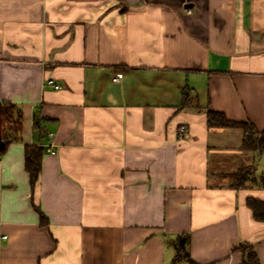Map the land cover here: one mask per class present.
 I'll use <instances>...</instances> for the list:
<instances>
[{"label": "crops", "instance_id": "1", "mask_svg": "<svg viewBox=\"0 0 264 264\" xmlns=\"http://www.w3.org/2000/svg\"><path fill=\"white\" fill-rule=\"evenodd\" d=\"M1 101L22 127L0 153V264H190L179 235L197 264L243 243L264 264L246 203L264 187L232 186L264 150L205 113L264 128V0H0Z\"/></svg>", "mask_w": 264, "mask_h": 264}, {"label": "trees", "instance_id": "2", "mask_svg": "<svg viewBox=\"0 0 264 264\" xmlns=\"http://www.w3.org/2000/svg\"><path fill=\"white\" fill-rule=\"evenodd\" d=\"M189 105V97L187 92L182 91L181 106ZM206 120L209 127H239L243 130V140L241 147L244 150L262 151L264 150V128L258 130L251 122L232 121L225 117L222 112L206 109ZM21 111L11 102H0V140L3 142V147L0 149L2 153L6 147L14 140L20 137L21 132ZM43 148L34 144H26L24 146V169L29 176V183L33 188L38 179L41 170V156ZM244 167L234 173L232 186L239 187L243 185L244 181L251 177L252 181L259 182L264 187V173L258 176L253 175L254 169ZM248 207L252 211L254 219L264 221V200L248 197L246 200ZM40 222H45V216L39 210ZM185 235H179L176 238L175 247L176 254L172 262H177L180 259H187L190 264L195 263L189 256L185 248ZM237 248L242 251V258L239 264H260L257 253L252 245L247 243L240 244Z\"/></svg>", "mask_w": 264, "mask_h": 264}, {"label": "built area", "instance_id": "3", "mask_svg": "<svg viewBox=\"0 0 264 264\" xmlns=\"http://www.w3.org/2000/svg\"><path fill=\"white\" fill-rule=\"evenodd\" d=\"M119 76H120V73H117V75L113 78V80H117ZM46 83L48 85H50L51 87H53L54 89H56V90L61 89V87H62L61 84L56 83L54 81V79H52V78H47ZM184 130H185V125H183V124L180 125V127L178 128V136H179V138L183 137ZM50 152L54 153L55 151L54 150H50ZM2 239H7V235H5V234L0 235V243H1Z\"/></svg>", "mask_w": 264, "mask_h": 264}, {"label": "rangeland", "instance_id": "4", "mask_svg": "<svg viewBox=\"0 0 264 264\" xmlns=\"http://www.w3.org/2000/svg\"><path fill=\"white\" fill-rule=\"evenodd\" d=\"M247 166H248V168H251V169L253 168V169H254V166H252V165H246V166H241L240 168H238V169L236 170V172L239 171V170H241V169L244 168V167H247ZM251 169H250V170H251ZM253 169H252V170H253ZM262 170L264 171V156L258 159V172L260 173V171H262ZM236 172H235V173H236ZM253 175H255V174H254V171H253ZM255 176H256V175H255ZM249 178L251 179V177H248L247 179H249Z\"/></svg>", "mask_w": 264, "mask_h": 264}, {"label": "water", "instance_id": "5", "mask_svg": "<svg viewBox=\"0 0 264 264\" xmlns=\"http://www.w3.org/2000/svg\"><path fill=\"white\" fill-rule=\"evenodd\" d=\"M3 147V142L0 140V149Z\"/></svg>", "mask_w": 264, "mask_h": 264}]
</instances>
